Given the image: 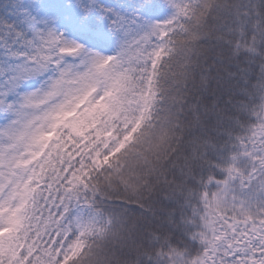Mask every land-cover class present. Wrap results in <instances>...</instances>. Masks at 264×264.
<instances>
[{"label": "snow or ice", "instance_id": "snow-or-ice-1", "mask_svg": "<svg viewBox=\"0 0 264 264\" xmlns=\"http://www.w3.org/2000/svg\"><path fill=\"white\" fill-rule=\"evenodd\" d=\"M0 264H264V0H0Z\"/></svg>", "mask_w": 264, "mask_h": 264}]
</instances>
